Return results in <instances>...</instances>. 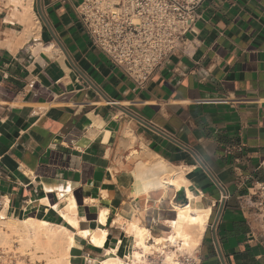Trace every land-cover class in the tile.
Wrapping results in <instances>:
<instances>
[{
	"label": "crops",
	"instance_id": "1",
	"mask_svg": "<svg viewBox=\"0 0 264 264\" xmlns=\"http://www.w3.org/2000/svg\"><path fill=\"white\" fill-rule=\"evenodd\" d=\"M81 1L33 0L39 37L20 47L6 40L23 26H2L0 216L71 228L54 207L72 196L80 229L109 235L104 248L77 235L71 263L100 261L120 239L125 255L119 216L163 237L174 203L190 202L183 189L144 188L140 173L159 157L184 169L192 205L211 209L201 264H264V233L242 202L264 179V0H205L186 53L143 85L92 43Z\"/></svg>",
	"mask_w": 264,
	"mask_h": 264
},
{
	"label": "built area",
	"instance_id": "2",
	"mask_svg": "<svg viewBox=\"0 0 264 264\" xmlns=\"http://www.w3.org/2000/svg\"><path fill=\"white\" fill-rule=\"evenodd\" d=\"M205 0H82L77 7L80 21L92 43L138 85L145 84L177 51L188 50L187 35L194 32ZM21 11L15 0H0L2 26ZM221 102V101H217ZM264 174V158L259 164ZM242 202L264 233V179L249 184ZM148 243H153L152 239ZM167 259L153 249L144 251L138 264H201L199 253L173 247ZM131 251L124 255L127 264ZM5 261V262H4ZM0 264H17L12 254L0 253Z\"/></svg>",
	"mask_w": 264,
	"mask_h": 264
},
{
	"label": "bare ground",
	"instance_id": "3",
	"mask_svg": "<svg viewBox=\"0 0 264 264\" xmlns=\"http://www.w3.org/2000/svg\"><path fill=\"white\" fill-rule=\"evenodd\" d=\"M22 1L15 0L17 4L21 5ZM24 3L20 12H15L9 17V21H16L23 26L19 38H16L15 32H12L13 37L6 40L7 45L10 47L22 46L31 38L35 37L36 39L39 37L41 28L33 11V0H27ZM162 159L159 157L153 158L148 162L146 168L141 171L144 188L160 187L167 190L172 187L176 191L183 189L190 202L185 204L174 203L176 218L167 222L171 232L163 237L152 238L150 230L142 224L138 217L127 219L119 216L115 221V225H119L123 232L131 238L129 260L132 264H138L140 255L151 249L164 253L167 259L172 256L173 247L180 250L198 251L211 214V209L201 210L192 205L191 202L195 196L188 189L189 181L186 179L184 169L169 164ZM54 209L71 228L40 219L18 220L7 217L3 213L0 216V245H10L12 239H14L20 246L23 256H36L39 253H44L43 257L46 259V264H72L71 250L78 245L75 238L77 235L87 238L94 247L104 248L107 245L109 232L106 228L95 231H82L80 229L77 205L72 196H69L60 205L55 206ZM108 215L109 211L107 210L101 212L99 219L101 225L107 223ZM149 239H152L153 243H148ZM123 245L124 241L120 239L117 249H107L104 259L91 261V264H127V259H124V254L121 253Z\"/></svg>",
	"mask_w": 264,
	"mask_h": 264
},
{
	"label": "rangeland",
	"instance_id": "4",
	"mask_svg": "<svg viewBox=\"0 0 264 264\" xmlns=\"http://www.w3.org/2000/svg\"><path fill=\"white\" fill-rule=\"evenodd\" d=\"M26 1L27 0H23L22 5H24L25 4L24 2H26ZM22 5L20 4V7H22ZM21 10H22V8H21ZM12 35H11V38L13 37ZM6 38H8V35L6 36ZM17 47H20V46L17 45ZM13 240L14 239H12V243L10 245H0V252H4L6 254H12L14 257H16V263L17 264H46V259L43 257L45 255L44 253L43 254L39 253L36 256H32V255L31 256H28V255L23 256V253L20 250V246L18 245V243H16L15 240L14 241ZM6 247H9V248H6ZM7 251H9V252H7ZM195 252L198 253L197 250H195Z\"/></svg>",
	"mask_w": 264,
	"mask_h": 264
},
{
	"label": "water",
	"instance_id": "5",
	"mask_svg": "<svg viewBox=\"0 0 264 264\" xmlns=\"http://www.w3.org/2000/svg\"><path fill=\"white\" fill-rule=\"evenodd\" d=\"M179 196H180V201H184V200H186L185 199V197H184V195H183V192H180L179 193ZM222 209H223V205H221V207H220V209H219V211H218V214H217V218L219 219V217H220V215H221V213H222Z\"/></svg>",
	"mask_w": 264,
	"mask_h": 264
}]
</instances>
